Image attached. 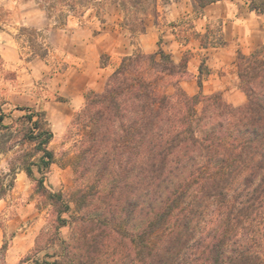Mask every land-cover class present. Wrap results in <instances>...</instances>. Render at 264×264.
Returning a JSON list of instances; mask_svg holds the SVG:
<instances>
[{
  "label": "trees",
  "instance_id": "obj_1",
  "mask_svg": "<svg viewBox=\"0 0 264 264\" xmlns=\"http://www.w3.org/2000/svg\"><path fill=\"white\" fill-rule=\"evenodd\" d=\"M91 0H38L39 7L76 13ZM132 33L160 5L175 0H110ZM193 11L222 0H190ZM264 18V0H246ZM49 13V14H48ZM18 39L31 54L48 55L37 32ZM208 34H204L207 36ZM203 46H225L218 38ZM188 58L158 47L121 58L102 91H89L68 133L80 136L68 193L47 189L55 163L53 131L43 110L0 108V199L18 172L36 183L49 218L23 261L33 264H264V45L236 52L238 86L246 103L221 92L188 94ZM202 73V69H199ZM10 117V122L5 118ZM68 227L65 238L61 229ZM5 244L0 248V264ZM41 254L40 257H37Z\"/></svg>",
  "mask_w": 264,
  "mask_h": 264
},
{
  "label": "rangeland",
  "instance_id": "obj_2",
  "mask_svg": "<svg viewBox=\"0 0 264 264\" xmlns=\"http://www.w3.org/2000/svg\"><path fill=\"white\" fill-rule=\"evenodd\" d=\"M245 4L246 0L220 3L212 7L215 16L204 17L203 10L189 14L193 9L190 0L171 1L160 5L158 24L150 17L145 31L135 34L123 25L120 8L110 0H91L79 12L66 11L63 24L57 19L58 10L47 15L38 0H0V108L13 118L23 114L16 107L45 112L54 134L49 146L55 155V163L44 181L47 189L68 193L72 187L71 163L80 136L71 137L68 126L84 106L87 92L102 91L123 56L137 49L153 52L161 45L177 59L189 60L191 53L195 54L191 49L218 38L220 30L223 34L231 6L241 15ZM257 15L251 25L252 33L240 42L247 50L256 47L249 41L251 38L264 41V18ZM22 26L37 32V40L49 50L46 57L31 54L32 48L21 46L18 36ZM229 42L226 40L225 46H205L212 50V55L196 51L197 57L192 61L194 73L181 82L188 94L199 91L200 77L202 87L204 83L206 86L204 91L201 87L204 94L219 91L234 106L246 103L234 64L239 41ZM10 120L5 118L7 123ZM6 160L7 156L1 158L0 169L5 168ZM35 185L25 172H18L13 186L0 199V248L2 244L6 246L2 264H33L31 260H23L49 218V206L43 203ZM61 233L68 238L70 229L63 227Z\"/></svg>",
  "mask_w": 264,
  "mask_h": 264
},
{
  "label": "crops",
  "instance_id": "obj_3",
  "mask_svg": "<svg viewBox=\"0 0 264 264\" xmlns=\"http://www.w3.org/2000/svg\"><path fill=\"white\" fill-rule=\"evenodd\" d=\"M227 1H230V0H222V1H217V2H214V3H211V4H209V5H207L204 9H203V16L204 17H209V16H215V14L214 13H212V12H215V9L214 8H212V7H216V5H219L220 3H224V2H227ZM229 6V5H228ZM227 6V7H228ZM231 9L232 10H230V12H228V16H229V20H228V25H227V28L224 26L223 27V34H224V38H225V40H227V42H229V41H234V42H236V41H239V51H241V52H243V53H245V54H248V53H250L253 49H255V48H257V46H259V45H261L263 42H262V40L261 41H259V42H256V39L257 38H255V40H253V38H251L249 41L252 43V42H254V44H255V48H253V49H251V50H247V49H245L244 47H242V46H240L241 44H240V42L242 41L241 39L242 38H244L243 40H245V39H247L248 38V36H246V37H244L245 35H247L248 33H252V29H253V26H251L252 25V23L253 22H255L258 18L257 17H259L258 15H257V13L256 12H254V11H251L250 9H249V7H248V4H245V7L243 8L244 9V13L243 14H237V10H236V8L234 7V6H231ZM211 11V12H210ZM191 13H193V9H191V10H189V14H191ZM209 13V14H208ZM219 15H220V13H219ZM260 15V14H259ZM223 16V15H222ZM226 17V16H225ZM260 17H262L261 15H260ZM197 19H200V17L198 18L197 17ZM162 32V31H161ZM243 35V36H242ZM234 38V39H233ZM230 43V42H229ZM162 47L161 45H158L157 46V48L158 47ZM201 47H199V46H197V48H196V50H194V49H191V52H193V53H195V54H192L191 53V58L188 60V62H187V69H188V72L189 73H194V67H192V61L194 60V58H196L197 57V55H196V51H203L204 53H206L205 55L206 56H208V55H212V50L211 49H209V48H207V47H205V46H202V45H200ZM163 48V47H162ZM164 49V48H163ZM215 49V48H214ZM165 50V49H164ZM166 51V50H165ZM168 51H170V52H172L173 53V51H171V50H168ZM207 51V52H206ZM173 56V58L176 60V61H179V59H177L176 57H175V55L173 54L172 55ZM184 81V80H183ZM182 81V82H183ZM202 89H203V91H204V89H206V86H205V83H204V85H203V87H202Z\"/></svg>",
  "mask_w": 264,
  "mask_h": 264
}]
</instances>
